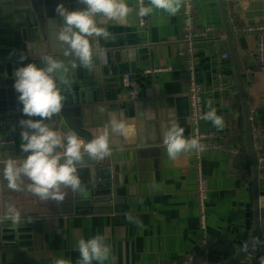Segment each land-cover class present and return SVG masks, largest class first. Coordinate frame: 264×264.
Masks as SVG:
<instances>
[{
	"label": "crops",
	"instance_id": "obj_1",
	"mask_svg": "<svg viewBox=\"0 0 264 264\" xmlns=\"http://www.w3.org/2000/svg\"><path fill=\"white\" fill-rule=\"evenodd\" d=\"M34 1L36 0H0V60L20 57L17 46H21L23 57L31 56L35 49L33 47L31 51V41H35L36 36L41 39V34H47L53 41V53L50 54L47 49H39L35 57L51 55L62 60L65 69L61 79L69 81L67 85H60L61 94L65 97L63 104H84V96L89 93L84 86L90 77V67L83 66L73 55L65 54L70 49L57 39L58 30L64 24L59 15L52 17L45 13L41 26L33 21L31 3ZM192 2L197 29L210 27L224 37L218 0ZM48 3L55 11L61 3L69 11L86 7L79 0H49ZM125 3L130 11L123 20H110L99 14L96 16L97 25L106 27L112 35L107 41L90 38V43L93 47L99 46L104 52L112 53L114 59L111 63L115 67H122L124 71L120 82L113 85L117 89L116 101L112 103L114 117L107 123L122 120L126 124L123 134L111 132V154L114 152V155H118L114 165L123 167L122 173L129 176L128 163L124 160L125 153L136 152L143 160L144 167L156 168V178L149 183L144 176V173H149L138 174L139 186L135 191L137 198L127 200L132 206L140 205L139 209L144 211L140 214H121L117 218L113 214L81 216L68 208L60 216V226L53 223L58 220L55 217H50L53 219L45 222L43 232L39 234L33 247L34 251L1 249V264H54L60 258L69 260L71 264H78V241L88 240L96 235L104 236L105 242L111 246L110 257L103 264H159L168 261L179 263L187 258L191 261L194 259V264H203L204 261L205 264H220L231 258L226 253L228 245H233L235 253L251 235V176L248 175L250 166L245 149L243 122L241 130L239 127V121H242L240 100L235 96L237 89L230 58L220 59L222 52L228 53L227 48H214L209 51L201 43L194 48L196 78L202 87L203 114L210 110L208 102L212 101L217 115L224 118L225 124V129L218 131L211 121L203 119L200 125L202 132L215 133L218 143L222 145L221 149L207 150L202 163L203 174L208 183L205 201L207 233L217 245V258L212 257L214 262L210 263L200 246L192 150L181 152L173 159L169 157L164 144L173 122L184 129L185 138L191 137L187 85L178 55L182 47L181 0L179 11L175 15L153 7V11L145 15V27H140L137 23L135 0H125ZM247 5L249 8L242 9L236 14L238 17L235 14L229 15L231 29H234L235 21L238 24L264 22V0H250ZM148 6L150 0H145V7ZM237 37L239 36H236L237 40H243L236 44L237 57L248 109L253 113L264 106V77L256 75L251 81L244 78L242 71L252 66L255 61L254 41L251 36ZM10 41L16 46L14 54L10 51ZM94 59L95 56L93 61ZM146 68L170 70L144 75ZM126 78L129 84L125 82ZM132 89L135 90L134 96L129 95ZM14 93L15 89L8 80L0 81V112L4 111ZM107 104L109 103L104 101L102 105ZM9 115L3 113L0 118L10 119ZM91 118L94 122V117ZM259 120L264 139V116ZM9 121L7 128L0 129V138L11 140L13 144L0 147V159L7 161L13 158L22 161V150L18 143L21 139L18 135L19 127L11 119ZM254 122L255 119L251 120L253 148L262 164L264 157L258 152ZM51 127L63 136L70 133L60 118H56ZM234 150L239 154H233ZM163 171H166V176ZM258 196L260 222H264V169L258 180ZM9 203L7 199L2 200L0 197V212L16 211L39 216L46 213L52 200H41L29 191L19 196L15 207ZM128 216L132 217L131 221L127 219ZM240 262L244 263L242 258ZM93 264L98 262L93 261ZM244 264H264V249Z\"/></svg>",
	"mask_w": 264,
	"mask_h": 264
},
{
	"label": "water",
	"instance_id": "obj_2",
	"mask_svg": "<svg viewBox=\"0 0 264 264\" xmlns=\"http://www.w3.org/2000/svg\"><path fill=\"white\" fill-rule=\"evenodd\" d=\"M250 0H230L229 7L225 6L224 0H218V7L222 19L224 37L223 40L217 42H206L203 44L207 50L211 51L214 48L222 50L227 48L230 62L232 65V71L236 83V89L240 100V107L242 113L243 132L245 140V149L250 162V174H251V194H252V218L253 225L250 237L241 245L237 252L234 253L233 245L226 247V253L231 258L220 264H244L240 260L245 254V251L253 243H258L259 234L264 231V222H260V210H259V196H258V180L260 179L261 171L264 169V163L260 164L257 155L253 148V138L251 132V120L255 119L256 137L259 144V155L264 157V139L262 138L260 129V118L264 116V106L257 111L251 113L248 109L247 100L245 96V89L240 73L238 64L236 44L242 43L243 40H237L233 35V29L230 26L229 15L239 14L242 9H248L247 3ZM258 2L260 0H251ZM49 0H36L31 3L33 10V21L38 22L41 26L42 17L45 13L50 14L52 17H56L58 14L54 9H51V4L48 5ZM51 9V10H50ZM46 10V12H45ZM50 10V11H49ZM234 16V15H233ZM237 16V15H236ZM238 17V16H237ZM235 18V17H234ZM262 18H260L261 20ZM29 23L30 19L28 17ZM236 20V18H235ZM42 35L39 39L36 36V40L31 41V51L35 47L32 55L29 57H23L21 53V46L19 48L18 55L20 57H10L9 59L0 60V81L8 80L10 85H14L15 71L29 63H35L36 66L42 67L43 57H35L39 49H47L49 53H53L54 47L52 45V39L47 34ZM243 38V37H241ZM253 39L254 53H255V40ZM10 51L15 53L16 46L9 42ZM95 48V47H94ZM102 48V47H100ZM241 55L242 53L239 52ZM23 58V59H22ZM114 57L112 53L100 52L93 61V66L90 67V77L85 83V89L89 90V93L84 96V104H68L64 105L58 114H54L50 121L46 123L55 122L56 118H60L69 132L76 133L82 141L86 144L90 140L94 139L98 135L102 134L105 125L114 117L112 112L113 105L116 101L117 89L113 86L115 82H120L121 75L124 71L122 67H115L113 63ZM61 85V84H60ZM62 92V90H61ZM19 93L15 91L10 101L4 108L0 115L10 114V119L14 125L19 127L18 135L21 136V132L24 130L21 127L20 121L33 119L39 120V117H28L22 112V104L18 101ZM104 101L108 102L107 105H102ZM264 101V97H263ZM1 108V107H0ZM94 117V122L92 121ZM97 121L100 123L97 124ZM21 139L18 142L21 145ZM109 144L113 145L112 136L110 133ZM113 152L110 156L104 159H91L84 154V162L79 167L80 178L82 181L83 191L73 194L71 189H63L67 192V196L62 202H56L52 200V204L47 208L46 213H41L39 216L21 213V212H0V251L1 249L17 248L26 249L28 252L34 251L33 247L37 243V237L41 232L46 221H51L50 217L58 218L57 221H53L55 225H61L60 216L62 212L68 208L81 216H108L113 214L115 217H119L121 214H128L129 212H136L140 214L144 210L139 209L140 205H130L132 198L135 196L137 186H139L137 176L140 173L147 172L145 174V180L147 183L151 179L156 178L155 167H144L139 153L130 152L125 153L124 160L128 163L127 174L124 175L123 167H116L114 164L118 159V155H114ZM28 154L21 152V156L24 158ZM0 159V197L2 200L7 199L13 207L17 205V199L20 195L29 192L27 190V180L22 185V190H12L8 187V184L3 180L2 170L4 163ZM163 175L166 176V171H163ZM143 184V182H142ZM128 186V187H126ZM15 214L19 215V219H14ZM128 219V218H127ZM103 220V219H101ZM260 232V233H259ZM3 255H0V264L2 263ZM207 260L211 263L214 262L213 258ZM194 259H192L193 263Z\"/></svg>",
	"mask_w": 264,
	"mask_h": 264
},
{
	"label": "clouds",
	"instance_id": "obj_3",
	"mask_svg": "<svg viewBox=\"0 0 264 264\" xmlns=\"http://www.w3.org/2000/svg\"><path fill=\"white\" fill-rule=\"evenodd\" d=\"M86 7L82 10L69 11L63 3L58 4L56 13L64 20L60 26L57 39L62 45H68L70 52L85 67L93 66V56L105 50L93 47L90 38H111L106 27H99L96 16L103 15L110 20L120 21L127 17L130 9L125 0H79ZM153 7L163 9L175 15L180 8V0H150V6L142 7L140 15L145 16L153 11ZM23 59V58H22ZM42 67L35 63L18 68L15 75L14 89L19 93L18 101L22 104V112L28 117H39V120L27 119L20 121L21 150L28 155L22 161L9 158L2 170L3 180L12 190H22L25 180L29 181L27 190L41 200L62 202L67 196L63 189H71L73 194L83 191L79 167L84 162V154L91 159H104L111 155L109 137L111 132L123 134L124 121H111L106 124L102 134L86 144L74 132L63 136L54 130L49 123L54 114L60 113L65 97L61 94L60 84H69L61 79L65 69L64 62L51 55L42 59ZM209 111L203 116L211 121L217 129L224 127V118L217 115L212 101L208 102ZM169 157L196 149L200 141L196 138H185L184 129L173 122L164 139ZM14 219H19L15 214ZM131 221L132 217L128 216ZM80 253L78 264H103L108 260L111 246L105 237L96 235L91 239H80L77 243ZM113 261L115 258L112 257ZM54 264H71L69 260L60 258Z\"/></svg>",
	"mask_w": 264,
	"mask_h": 264
},
{
	"label": "built area",
	"instance_id": "obj_4",
	"mask_svg": "<svg viewBox=\"0 0 264 264\" xmlns=\"http://www.w3.org/2000/svg\"><path fill=\"white\" fill-rule=\"evenodd\" d=\"M225 6L229 7L230 0H224ZM137 23L140 27L146 26V16H141L140 9L145 7V0H135ZM181 50L178 55L182 61V72L185 75V81L187 85L186 99L188 105V121L191 129V137L200 141V145L196 149H192L193 157V169L195 174V200L197 208V223L200 232V246L202 247L205 258H217L216 250L217 245L214 239L210 238L207 233V215L205 201L208 194V183L203 174V157L209 149H221L222 145L218 143L215 133L202 132L200 125L203 121V104H202V87L198 83L196 78V69L194 64V48L198 43L217 42L223 40L221 35H218L210 27L204 29H197L196 25V13L192 0H181ZM234 36L241 38L244 36H251L255 40V55L254 64L246 67L242 74L247 81H251L256 75L264 77V22H254L248 24H235L234 23ZM221 60H228L229 55L227 52L220 54ZM170 70V68H146L143 71L144 75H150L154 73H161ZM125 82L129 84V80L126 78ZM130 96L135 95V90L132 89L129 92ZM9 118H0V129H5L10 125ZM225 129V124L222 129ZM13 144V141L0 138V147ZM235 155L239 154L237 150H234ZM216 248V250H215ZM264 249V231L258 236V243H253L245 251L242 257V262L246 263L252 260L256 254ZM207 256V257H206ZM206 261L203 262L205 264ZM159 264H194L190 258H187L179 263L161 262Z\"/></svg>",
	"mask_w": 264,
	"mask_h": 264
},
{
	"label": "trees",
	"instance_id": "obj_5",
	"mask_svg": "<svg viewBox=\"0 0 264 264\" xmlns=\"http://www.w3.org/2000/svg\"><path fill=\"white\" fill-rule=\"evenodd\" d=\"M235 22H236V21H235ZM235 22H234V23H235ZM235 24L237 25L238 22H236ZM235 96H236V98L238 99V97H239V96H238V93H236ZM237 96H238V97H237ZM239 127H240V130H241V128H242V121H241V120L239 121ZM248 163H249L248 166H250L249 159H248ZM248 175H249V177L251 176V174H250V168L248 169Z\"/></svg>",
	"mask_w": 264,
	"mask_h": 264
}]
</instances>
